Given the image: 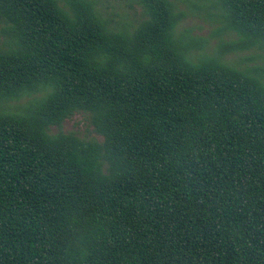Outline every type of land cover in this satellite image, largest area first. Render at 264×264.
<instances>
[{
  "label": "trees",
  "instance_id": "trees-1",
  "mask_svg": "<svg viewBox=\"0 0 264 264\" xmlns=\"http://www.w3.org/2000/svg\"><path fill=\"white\" fill-rule=\"evenodd\" d=\"M126 1L0 0V264H264V0Z\"/></svg>",
  "mask_w": 264,
  "mask_h": 264
},
{
  "label": "rangeland",
  "instance_id": "rangeland-1",
  "mask_svg": "<svg viewBox=\"0 0 264 264\" xmlns=\"http://www.w3.org/2000/svg\"><path fill=\"white\" fill-rule=\"evenodd\" d=\"M109 6L121 4L124 8H127L126 0H107ZM121 12L120 9L116 10ZM187 19L183 22L180 30H189L191 35L196 38L207 39L210 41V47L213 49L219 41V37L216 36L215 30L217 24L207 17L203 11H188ZM243 54H232L230 58L238 60ZM56 131V130H55ZM63 132H75L81 137L94 138L102 141V137L94 131V127L90 124L88 118L83 114H76L71 119L66 120L62 126Z\"/></svg>",
  "mask_w": 264,
  "mask_h": 264
}]
</instances>
